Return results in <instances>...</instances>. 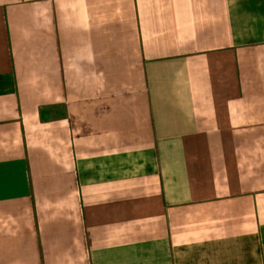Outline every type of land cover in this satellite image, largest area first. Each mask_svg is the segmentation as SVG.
Listing matches in <instances>:
<instances>
[{
	"label": "crops",
	"instance_id": "0c3cea01",
	"mask_svg": "<svg viewBox=\"0 0 264 264\" xmlns=\"http://www.w3.org/2000/svg\"><path fill=\"white\" fill-rule=\"evenodd\" d=\"M0 264H264V0H0Z\"/></svg>",
	"mask_w": 264,
	"mask_h": 264
}]
</instances>
